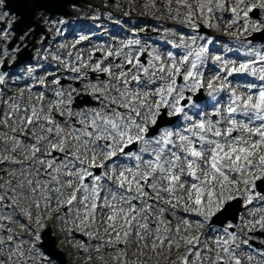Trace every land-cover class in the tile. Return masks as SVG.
<instances>
[{
	"label": "snow or ice",
	"instance_id": "6c2138e0",
	"mask_svg": "<svg viewBox=\"0 0 264 264\" xmlns=\"http://www.w3.org/2000/svg\"><path fill=\"white\" fill-rule=\"evenodd\" d=\"M3 2L0 0V7ZM172 2L168 0L169 5ZM175 3L187 12L169 7L170 18L183 16L182 22L193 29L199 27L195 20L197 15L207 26L213 27L217 11L230 12L231 22L226 27L239 25L233 36L237 41L245 36L241 42L244 55L255 58L237 64L222 55L210 57L205 44H196L197 40L205 39L197 35L189 37L190 43L181 37L173 44L184 50L179 57L172 52L161 55L146 48L135 54L125 53L123 48L141 43L139 39H132L122 48L106 51L105 60L124 56L123 62L116 65L119 71H113L104 60L90 66L80 56H77L78 64L66 65L68 72L78 74L67 77L69 80L84 79L89 67L92 72L107 75V80L97 79L96 83L86 84L91 89L89 94L101 107L74 111L73 93L78 89L71 84L64 88L58 76L52 80L55 99L47 105V110L44 91L35 97L37 103L31 98L25 103L23 93L14 97L13 103L8 105L10 111L0 113V120L9 129L0 131L3 141L0 164L7 162L21 167L10 170L8 179L0 176L3 180L0 183L3 189L0 191V221H11L13 214H22L28 222L21 223L20 227L27 230L32 239L5 236L4 232L13 233L14 229L0 223V264H6L2 258L6 251L7 264H25L32 259L42 239L44 220L51 219L53 212L57 219L71 220L83 235L99 239L97 253L105 246L115 248L120 254L113 259H123L125 264L126 253L117 246H127L133 235L138 247L143 245L157 255L163 254L157 250H163L165 244L168 253L174 248H183L172 264L177 261L203 264L204 260L209 264H241L235 254L240 245L234 232L224 228L228 238L213 239L218 251L212 256L208 255L212 249L207 248L205 233L198 230L207 224L209 232L216 231L211 227L213 218L226 213L227 205L236 200L237 195L242 196L246 204H251L254 198L264 201V194L255 192L264 185V52L248 47L251 41L246 38L254 32L264 33V16L250 17L255 10L264 11V0H195V7L189 0H175ZM5 15L6 12H0V19ZM86 39L81 36L77 43ZM211 43L212 39L208 38L206 44ZM145 51L149 57L147 64L140 59ZM209 59L219 65V71L205 80L202 68ZM257 63L261 65L259 68L255 67ZM234 73L251 74L261 83L249 82L243 86L244 91L238 92L228 80ZM178 78L183 83H178ZM4 81V75L0 74V84ZM39 83L45 85L46 78ZM205 87L215 103L205 102L201 106L193 95ZM27 90L31 93L32 86ZM222 92L227 94L226 100L220 96ZM209 106L210 114L206 111ZM193 109L196 111L192 112ZM21 111L24 114L17 120ZM57 114L61 118L75 117L81 126L67 119L58 121ZM164 115L182 116L184 123L177 124L175 130L165 127L151 132V127L157 126ZM132 146H137V150ZM42 202L43 212L33 217L32 205L41 209ZM178 208L196 218L195 229L186 216H180L178 224L165 216L166 212L177 216ZM5 209H10L11 213L6 214ZM98 216L104 217L100 221L102 235L96 227ZM249 223L264 229V217ZM173 231L175 235L170 234ZM24 244H31L27 253L22 249ZM79 246L88 251L85 245ZM203 248H207V252ZM247 258L251 261L253 256Z\"/></svg>",
	"mask_w": 264,
	"mask_h": 264
},
{
	"label": "rangeland",
	"instance_id": "374dc122",
	"mask_svg": "<svg viewBox=\"0 0 264 264\" xmlns=\"http://www.w3.org/2000/svg\"><path fill=\"white\" fill-rule=\"evenodd\" d=\"M189 2L193 4V7H195V0H189ZM153 4L155 6H153ZM68 7H70V10L72 12L71 16L62 17L60 20L54 19L58 17V15H52V17H48L50 16L49 14L41 15L39 26L42 27L44 31H41V28H37V26H35L34 24L30 25L31 28H29V26V29L26 28L25 30H23V33L18 37V40L13 48H9L8 43H10L13 39L14 32L11 28L14 20H16L17 18L14 15L10 16L7 11L3 10L4 7H0V12L3 11L7 13V15L3 17V19H0V22H3V26H0V61H3L4 58H8L4 57V52L2 50L8 49L7 53L10 57H12L6 59V63L8 64L9 68L7 71H9L10 74H7L6 72L4 73L3 71L2 74L5 77V81L6 83L10 84L8 85L10 89H13V85H11V83L21 82L22 77L18 76L21 73L18 69L19 66L11 68L10 63L16 59V54L14 55V51H18L20 49L19 46L24 47L25 45L29 44L30 46L28 48L30 49V51H32L31 54L36 56L34 58V61L37 62L38 58H40V60L42 61L38 64L43 67V72L37 77H33L35 75L34 70L27 69L26 73L31 76L30 84L25 86V89L23 88V86L19 89L27 91L24 93L25 95H23V100L25 103H27L30 98L32 100H35V97H37L40 92H42V90L34 89L31 91V93H29L27 89L31 85V83L36 84L42 78H46V84L44 87L48 90L45 89V110H47V105L51 104L55 99L50 95L51 93L54 95V85L52 84V80L55 76V73L61 76V84L64 86V88H67L68 85L71 84L73 87L78 89L77 93H73L74 99L72 101L71 106L74 111L88 110L92 108L101 107V105L93 98V96L89 94L91 89L87 88L86 84H88L89 82L96 83L97 79L102 81L107 80V75L99 72H92L91 68L89 67V69L85 70L87 71V76L84 79L79 80L80 82H77L74 80L67 79V77L69 76L78 74L68 72L66 70V65H68L69 63H71L72 65L78 64L77 56H80L83 61L89 62L90 66L91 64H94L100 60H104V64H110L113 68V71H119L120 69L116 68V65L123 62L124 56H111L105 60L104 57L106 51L112 48H122L128 40L132 39H139L141 43L140 45H131L129 47L123 48V51L125 53L132 51L135 54L139 49L146 48L149 51H155L160 53L161 55H166L168 52L173 53L174 51V54L179 57L183 54L184 50L181 48L174 47L173 44L179 42L181 40V37H183L184 41L190 43L189 37L197 35L202 36L205 39L197 40L196 44H205L209 49L210 57L215 55H222L225 60H235L237 64H239L243 60L255 58L244 55V48L241 47V42L245 40V36H241L239 41H237L233 36V33L237 32L239 25L233 26V28L226 27V25L231 22V13L228 11H224L223 13L217 11L218 13L215 14V19L213 20V24L215 25L213 27L207 26L203 22L201 17L197 15L195 17V20L199 27L193 29L189 27L188 24L182 22L183 16L178 19L170 18V14L168 12L169 7L173 9L179 8L181 13L187 12V9L177 5L175 3V0H173L171 5L168 4V0H84L81 4L75 7H73V5H69ZM258 11V17H254L252 16V14H250V17L252 19H259L261 16H264V11ZM172 15H175V13H173ZM221 16L223 17V19L220 18ZM61 21H63V23H60ZM240 24H243L242 20L240 21ZM69 28L74 29V32L72 33V35L66 36V32L69 30ZM121 28L122 30L120 37L113 35V32H117V29ZM105 30H108V32L105 33ZM94 32H100V34L103 33V35L101 36L104 38V40H96L98 38L93 39L91 36ZM168 32L175 33V35L166 34ZM187 33H189L190 36L186 35ZM46 34L49 35L50 40L47 41V43H44V38L41 37L42 35L46 36ZM122 34H127V37L125 39L122 38ZM81 36H86V40H88V43H85L84 41L77 43V40ZM168 36H170L171 39H168ZM248 36L249 35H247L246 37L247 40L251 41V45H249L248 47H253L257 51L264 52V42H253L252 40H250V38H248ZM208 38L212 39L211 44H206V40ZM160 42L164 43L165 45L161 46ZM195 46L196 45H193V47ZM162 47H165V49H163ZM96 53H98V55ZM142 56L144 57V61H142V63L147 64V61L149 59L147 51H145L140 57ZM57 57L59 59H57ZM47 62L51 63L49 64V71L44 70ZM2 64H0V66ZM27 65L31 66L30 62L27 63ZM260 66V64L255 65V67L257 68H259ZM202 71L205 74V80H207L216 75L217 71H219V65L216 64L212 59H209L207 61V66L202 68ZM222 75H226V73ZM112 79L113 81H115V77H113ZM228 80L231 81V86L236 88L238 92L244 91L243 86L254 80L257 84L261 83L257 77H254L251 74L243 73H234L232 76L228 77ZM238 80H240L241 83H237ZM178 83H183L181 78H178ZM49 86L50 89L48 88ZM51 86L53 88H51ZM14 91L17 92L18 89L14 87ZM200 91H202L203 98L199 101L195 100V97L200 92L193 95V99L196 101L197 104L204 106L205 102H207L208 105L215 103V101L208 96L206 87L201 89ZM189 94L190 93H186V95ZM2 96L4 97V99H2V104L0 105V113H7L10 111L8 105L10 103H13V98L19 95H16L12 92H4ZM85 96L88 97L90 103L77 104L76 106H74V102L78 103L76 101L77 97L80 101H85ZM220 96L224 97L225 100L227 98V94L223 92L220 94ZM191 111L194 112L196 111V109H193ZM206 111L208 114H210L212 108L209 106L207 107ZM23 114V111L18 113L16 117L17 120ZM189 114H191V112ZM63 119L69 120V123H75L77 127L81 126L77 123L75 117L69 119L67 115H65L63 118H61L57 114L58 121H61ZM213 119L215 118L213 117ZM183 123V117H178V122L175 124V126L177 124L182 125ZM0 125H2L3 127V129H0V131H9V129L3 124L2 120H0ZM175 126H170L167 128L175 130ZM233 135H236V133H234ZM1 142L3 143L2 140H0V143ZM7 147L10 149L11 143H9ZM133 150H137V146L133 147ZM2 152L3 149H0V153ZM123 162L124 158L122 157L121 163ZM4 168H7L8 173L13 168L18 170L20 167L16 165H9L8 167ZM1 171H4V169L0 167V176L3 177V173ZM240 187L242 188L243 185H241ZM0 191L3 190L0 189ZM255 192L264 194V185H261L259 188H257ZM237 198H241L242 200V203L239 204L240 208H242V213L240 214L239 221L236 225L231 224L232 228H229L228 226L230 222L227 223L225 227L218 226L212 223L211 227L213 229H216V231L209 232V225L207 224L204 226V228L199 229L198 231L205 233V238L207 239V248L212 249L211 255L214 256L217 253L218 249L215 247L213 239L221 237L227 239L228 237L221 229L228 228L230 232H234L237 235V243L240 245L241 252L239 254H235L237 258L241 260V264H260L257 263V261L255 260H252V262L249 261L247 257L248 255L254 256L250 248H253V251L258 249L256 251L264 252V229L260 228L259 225H256V227H252L249 221L254 222L260 220L261 217H264V201H260L258 198H254L251 204H246L242 196L237 195ZM29 203H31V201H29ZM161 206L166 207L163 204H161ZM236 208L237 207L235 206L231 207L226 212L229 213V218L234 217L236 211L239 210ZM32 211L33 217H35V215L38 213H42L43 202L41 209H36L35 206L32 205ZM61 211H63V209H61ZM8 212L6 214L11 213V211ZM250 212L252 214V217L247 216V214ZM177 213V216H172L171 213L166 212L165 216L168 219H171L176 224L180 223V216H186L190 222H194V220L196 219L190 218V215L185 213L183 211V208H178ZM224 216L225 215H223L222 217H218V219L222 220L226 218V216ZM103 219V216L97 217L96 227L100 228L99 234L101 235L103 234V226L100 224V221H102ZM155 219L156 218L153 217L154 221ZM23 220H25V218L22 216V214L13 215L12 222L16 227L21 228L20 224ZM46 220H48L47 227H53V230L50 232V238H54L52 240L48 237L47 240L50 239V242L47 243V245L50 246L48 248L51 249L55 254L56 252L54 251V249H56V251L60 253L62 252L58 251V249H63L66 252V254L62 253L63 256L65 255L64 258L66 259V262H69L70 264H94L92 261L94 255H96L97 257H104V255H107L108 260L106 262H100L97 264H118V260L113 259V257L118 255V252L116 250L112 249V247L105 246L101 248V251L99 253H97L95 251V248L101 244V241L99 239H92L86 235H83L75 227L71 220H68L67 218L57 219L55 212L52 213L51 219L46 218ZM242 221L244 223H242ZM6 224L8 225V228L13 229L10 224H8L7 222ZM193 225L195 226V224ZM151 226L154 228L155 224ZM69 228L72 229V232L68 231ZM20 230L22 232L27 231L24 229ZM6 233L7 232H4L3 235L6 236ZM171 235H175V232L173 231ZM25 236V239L22 240L32 239L29 232H26ZM58 237L61 238L63 241H59ZM105 239H107V237H105ZM244 240H247L248 243L244 244ZM55 241L56 245H54ZM81 244L85 245L88 248V251H84V249L79 246ZM119 248L123 249V251H128L130 253L131 257L130 255L127 257V260H129V264H144L146 259L154 260V264H172V261L176 260L177 255L183 252V248H174L171 253H168L167 244H165L163 250H157L158 252L162 251L163 254L157 255V253H153L150 248H143V245H140L138 247L135 235L131 237V243H129L127 247H124V245H122ZM200 248L201 246L198 245L197 249ZM207 248H203V251L206 252ZM22 249L24 251L23 246ZM141 251H143L145 254L140 255ZM26 252L27 251H25V253ZM43 252V249L39 245H37V252L33 254L34 262L29 263L26 260L25 264H58L57 260H52L49 255H45ZM220 254L227 259V256L223 252H220ZM87 256H91V259L89 260L88 258H86ZM138 257H140V259L136 260L138 259ZM3 258H5V262L7 264V251ZM45 258L48 260L44 261ZM189 259H191V257ZM203 264H209V262L207 260H204ZM262 264H264V262H262Z\"/></svg>",
	"mask_w": 264,
	"mask_h": 264
},
{
	"label": "water",
	"instance_id": "95a60500",
	"mask_svg": "<svg viewBox=\"0 0 264 264\" xmlns=\"http://www.w3.org/2000/svg\"><path fill=\"white\" fill-rule=\"evenodd\" d=\"M7 1V8L10 9L11 11L15 12L17 15L21 16L20 20L16 24L15 30L19 33L22 34L24 28H28L30 25L35 24L33 21V18L36 14L37 11L39 10H45L46 12H49L51 14H67L68 13V8L67 6L69 4H78L80 0H6ZM259 35H262V33H259ZM262 40H264V36L261 37ZM17 37L14 38L12 41V44L15 43ZM163 122L159 123V126L162 125ZM170 124V123H167ZM237 207L236 209H240L239 202L238 201H233L230 203L228 208L230 207ZM235 211V210H234ZM239 210L236 211L234 217L232 219H235V216ZM231 218V217H230ZM227 219H224V221L221 222L223 224ZM48 234L47 232L44 234L46 236ZM49 237V236H48ZM48 237H44V242L42 243L43 249L45 248V251L49 252L52 254V256L56 257L58 261L61 264H65L64 260L61 259V254L54 249L56 254L49 249V245H47L48 242H50V239Z\"/></svg>",
	"mask_w": 264,
	"mask_h": 264
},
{
	"label": "bare ground",
	"instance_id": "6f19581e",
	"mask_svg": "<svg viewBox=\"0 0 264 264\" xmlns=\"http://www.w3.org/2000/svg\"><path fill=\"white\" fill-rule=\"evenodd\" d=\"M217 13H218V12H216L215 14H217ZM223 15H225V14H223ZM135 26H136V25H135ZM232 28H233V27H232ZM166 34L173 35L172 32H168V33H166ZM113 35L118 36V37L121 36L120 32H113ZM186 35L190 36L189 33H187ZM262 36H264V33H262L261 37H262ZM126 37H127V34H126V35H125V34H122V38L125 39ZM261 37L259 38L260 41L262 40ZM167 38H168V39H171L170 36H168ZM160 45L163 46V45H165V44L160 42ZM162 48L165 49V47H162ZM254 82H255V80H254ZM237 83H241L240 80H238ZM24 85H25V84H24ZM238 119H239V118H238ZM1 143H2V142H1ZM8 164H9V163H7V162H5L4 164H0V167L4 169V171H1V172L3 173V177H4V178H8L7 175H6V173H7V168H4V167H8ZM9 165H10V164H9ZM60 211H61V209H60ZM55 215H56V212H55ZM228 215H229V213L226 214V217H227ZM247 216H248V217H252L251 212L248 213ZM242 222H243V221H242ZM243 223H244V222H243ZM173 224H176V223L173 222ZM195 227H196V226H193V228H195ZM247 227H248V225H247ZM52 229H53V227H52ZM63 238H64V235H63ZM58 239H59V241H63V240H62L61 238H59V237H58ZM29 245H31V244H24V245H23L25 251H27L26 248L29 249ZM234 246H235V245H233V247H234ZM112 249L116 250L115 248H112ZM206 252H207V251H206ZM236 252L240 253V252H241L240 248H238V249L236 250ZM26 253H27V252H26ZM208 255H209V253H208ZM210 255H211V252H210ZM220 255H221V254H220ZM104 257L108 259V256H107V255H104ZM2 258H3V257H2ZM86 258H88V256H87ZM224 258H225V257H224ZM3 259L5 260V258H3ZM103 259H104V258H103ZM139 259H140V257H138V259H136V260H139ZM225 259H226V258H225ZM92 261H93L94 264H97V263H100V262H105L104 260L101 259V257H97L96 255L93 256ZM255 261H257V263L262 264V261H259V260H255ZM29 262H34V256H33L32 259L29 260ZM145 262H146V264H154V263H155L154 260H147V259L145 260ZM251 262H252V260H251ZM76 263H77V262H76ZM77 264H80V263H77ZM118 264H122V263H120V262L118 261ZM177 264H179V263H177Z\"/></svg>",
	"mask_w": 264,
	"mask_h": 264
}]
</instances>
